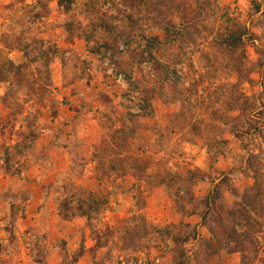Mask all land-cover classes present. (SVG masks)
<instances>
[{"label": "rangeland", "instance_id": "374dc122", "mask_svg": "<svg viewBox=\"0 0 264 264\" xmlns=\"http://www.w3.org/2000/svg\"><path fill=\"white\" fill-rule=\"evenodd\" d=\"M77 76L100 85L70 123ZM31 130L53 143L15 150ZM233 251L264 263V0L0 4V264Z\"/></svg>", "mask_w": 264, "mask_h": 264}, {"label": "crops", "instance_id": "0c3cea01", "mask_svg": "<svg viewBox=\"0 0 264 264\" xmlns=\"http://www.w3.org/2000/svg\"><path fill=\"white\" fill-rule=\"evenodd\" d=\"M10 1H12V0H0V4L1 5L8 4ZM78 40H79V36L76 35V41H78ZM79 75H83V74L80 73ZM53 79L55 80V85H57L58 84L57 78L54 76ZM95 82L97 85H100L99 81L95 77L93 79H89L87 77L85 78L84 76H77L75 79H72V78L70 79V123L73 122V120H75V117L78 114L77 106H78L79 110H83L84 108H87L88 104H86L84 102V100H82V99H85V97H86V88L97 89V85H94ZM103 86H104V83H103V85H101V87H103ZM104 89L106 91H108L109 93L112 92L109 89L108 85H106L104 87ZM89 100L92 101L91 99H89ZM87 110H88V112H90L91 111L90 107ZM89 118L92 122H95L94 116H92V117L90 116ZM83 131L88 132V130L86 128H84ZM84 134L86 135L87 133H84ZM44 136L49 137L48 143H50V144L53 143V138L55 136L53 131L46 130L44 132H41L36 137L37 138L36 141L43 139ZM86 143H91V140H87ZM153 192L154 193H152V194H157L158 189L154 190ZM196 223H199V222L196 221ZM229 260H232V264H240L241 263L240 262L241 261L240 253L238 251H233L232 253L227 254L225 256V261L228 264H230ZM247 264H264V263L260 259H256V260L249 262Z\"/></svg>", "mask_w": 264, "mask_h": 264}, {"label": "trees", "instance_id": "16d2710c", "mask_svg": "<svg viewBox=\"0 0 264 264\" xmlns=\"http://www.w3.org/2000/svg\"><path fill=\"white\" fill-rule=\"evenodd\" d=\"M43 54H45V52H43ZM5 63H7L8 66L10 67L7 70V72H12L13 74H16V75L22 72L21 70H22L23 64L21 65V63H14V61L11 59H7L5 61ZM3 72H5V71H3ZM1 76L4 77V73H2ZM38 132H39V130H31V131L27 132L26 134H23L21 139L16 141L12 147H14V149L17 150L18 146L22 145L23 147L19 148L17 150L18 152H20L23 148H27L32 143V141L34 139H36V137L38 136L37 135ZM26 139H29V140L25 142ZM9 167H11V166H6V169L9 170ZM256 186H258V185H256ZM257 190L258 191H256L255 196H258L259 193H261V190L259 188H257ZM88 193H91V192L88 191ZM82 199H80V200H82ZM83 201H84V199H83ZM91 207H93V206H91ZM82 213H84L86 216H88V213H86V212H82ZM235 225H239V223L235 222Z\"/></svg>", "mask_w": 264, "mask_h": 264}, {"label": "built area", "instance_id": "2783aa9c", "mask_svg": "<svg viewBox=\"0 0 264 264\" xmlns=\"http://www.w3.org/2000/svg\"><path fill=\"white\" fill-rule=\"evenodd\" d=\"M121 77V74H118V78H120Z\"/></svg>", "mask_w": 264, "mask_h": 264}]
</instances>
